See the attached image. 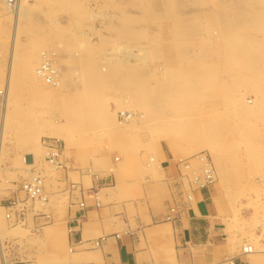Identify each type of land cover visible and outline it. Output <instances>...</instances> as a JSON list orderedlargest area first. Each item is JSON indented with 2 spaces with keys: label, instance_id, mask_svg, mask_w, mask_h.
<instances>
[{
  "label": "rangeland",
  "instance_id": "1",
  "mask_svg": "<svg viewBox=\"0 0 264 264\" xmlns=\"http://www.w3.org/2000/svg\"><path fill=\"white\" fill-rule=\"evenodd\" d=\"M6 2L1 244L27 237L35 246L22 231L33 219L17 224L16 213L52 212L58 235H46L37 261L56 264L71 253L63 214L78 175L85 188L95 176L147 186L153 199L176 180L193 186L204 156L215 174L207 206L231 255L219 264H264V0H23L19 17ZM47 60L52 76L41 69ZM46 139L61 141L63 167L46 159ZM37 177L46 201L23 192ZM244 244L257 251L243 253Z\"/></svg>",
  "mask_w": 264,
  "mask_h": 264
},
{
  "label": "crops",
  "instance_id": "2",
  "mask_svg": "<svg viewBox=\"0 0 264 264\" xmlns=\"http://www.w3.org/2000/svg\"><path fill=\"white\" fill-rule=\"evenodd\" d=\"M77 178L79 194L68 192L69 206L63 214L69 230L65 242L71 253L56 264H219L231 257L222 242L223 226L207 206L205 188L195 190L176 180L165 185L164 194L151 199L147 186L132 183L123 187L113 179L109 185L107 179L95 176L85 188L82 174ZM65 180H69L68 172ZM189 192L192 200L186 197ZM19 194L11 191L9 199L17 202ZM51 213L29 216L26 211L17 212V224L33 219L35 226L22 231L35 235L36 245L27 237L18 244L17 237L4 246L0 242V264H39L38 245L46 235L55 238L59 231ZM250 260L237 257L234 264H251Z\"/></svg>",
  "mask_w": 264,
  "mask_h": 264
},
{
  "label": "built area",
  "instance_id": "3",
  "mask_svg": "<svg viewBox=\"0 0 264 264\" xmlns=\"http://www.w3.org/2000/svg\"><path fill=\"white\" fill-rule=\"evenodd\" d=\"M15 1L17 0H8L9 4H13ZM50 65V63H49ZM49 68H45L43 70V74L45 76H49V74L52 76L53 72H51V65L48 66ZM53 71V69H52ZM49 81V79L47 80ZM43 147L45 149V155H46V159L52 163L53 165H55L56 167H63V163L61 162V157L63 155V149H62V143L60 140L58 139H46L43 142ZM198 158L203 159L200 160L203 163V168H201L200 173H194V178L192 181V185L194 187L195 190H200V189H204L205 187H208L209 185H211L214 182V171L211 167L210 162L207 160L206 157L204 156H199ZM199 160V159H198ZM206 163L208 165H206ZM188 167V166H185ZM209 168V172L210 174H208L209 172H206ZM213 173V176H212ZM76 186L72 185V189H75ZM24 192L26 193L27 197L29 199L32 200H44L46 201L45 198H43L42 196V191H43V185H42V179L40 177L35 178L34 181H32L31 183L27 184L26 186H24L23 188ZM188 199L192 200L193 196L191 194H188ZM82 206H84L82 204ZM172 212L174 213V210L172 209ZM70 232H72V230H70ZM258 238H259V250L260 252H264V220L262 225H260L259 229H258ZM248 245V252L251 253L253 250L254 252L257 251V249H255L254 245Z\"/></svg>",
  "mask_w": 264,
  "mask_h": 264
},
{
  "label": "bare ground",
  "instance_id": "4",
  "mask_svg": "<svg viewBox=\"0 0 264 264\" xmlns=\"http://www.w3.org/2000/svg\"><path fill=\"white\" fill-rule=\"evenodd\" d=\"M6 3H8V5H9V7H11L12 8V11L11 12H14L15 13V15L17 16V17H19V16H21L22 15V11H21V9H22V6H23V0H17L16 2H14V4H9V2H6ZM7 12H8V10H7ZM7 12H5V13H7ZM11 12H9V13H11ZM4 13V14H5ZM24 15V14H23ZM44 65L42 66V68L41 69H47V68H49L48 66H50L49 65V62H48V60L46 61V62H44L43 63ZM52 70V69H51ZM6 90H7V92H5L6 94H5V97L3 98V100H4V105H7L8 106V104H9V95H10V80H8L7 81V83H6ZM4 91H2V93H3ZM1 94V93H0ZM2 96L0 95V103H1V100H2V98H1ZM6 106V107H7ZM4 111V110H3ZM5 112V111H4ZM3 113V112H2ZM6 113V112H5ZM2 115V114H1ZM5 115L6 114H4V115H2L1 116V120H0V136H3V134H4V131H5V127H6V118H5ZM173 210H174V213H175V211H176V209L175 208H173ZM243 253H245V254H250L249 252H248V245L247 244H244V247H243ZM252 253H254V250L251 252V254ZM231 264H234L233 262H231Z\"/></svg>",
  "mask_w": 264,
  "mask_h": 264
}]
</instances>
